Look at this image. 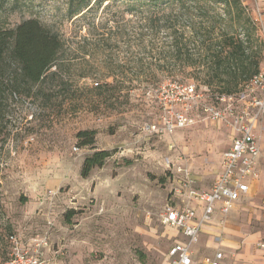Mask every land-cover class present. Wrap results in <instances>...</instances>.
Here are the masks:
<instances>
[{"label":"rangeland","instance_id":"374dc122","mask_svg":"<svg viewBox=\"0 0 264 264\" xmlns=\"http://www.w3.org/2000/svg\"><path fill=\"white\" fill-rule=\"evenodd\" d=\"M242 1L264 41L254 5ZM106 4L70 18L69 0H0V30L37 19L59 34L65 62L62 79L49 78L39 95L36 86L30 96L22 86L1 94L0 264L10 255L12 234L45 264H169L168 249L183 236L161 215L179 202L178 164L202 188L222 169L233 126L203 109L211 103L228 113L218 87L205 83L202 68L164 62L170 38L149 33L151 10ZM170 81L194 83L203 94L193 109L196 121L172 134L146 130L160 122L157 90ZM92 130L95 143L83 145L89 134H79ZM100 150L109 156L84 175L86 158ZM225 224L226 215L219 225ZM213 236L215 243L223 238ZM197 247L199 257L213 252Z\"/></svg>","mask_w":264,"mask_h":264},{"label":"trees","instance_id":"16d2710c","mask_svg":"<svg viewBox=\"0 0 264 264\" xmlns=\"http://www.w3.org/2000/svg\"><path fill=\"white\" fill-rule=\"evenodd\" d=\"M106 2L105 7L111 2L124 4L131 13L141 8L151 10L145 17L149 33L163 32L170 38L164 62L202 68L205 83L216 85L219 93L240 90L264 65V41L242 0H69L68 14L70 18L84 16ZM63 51L59 34L37 19L24 20L12 30H0V111L1 94L16 93L22 86L21 92L30 96L36 86L39 95L49 78L62 79ZM5 81L10 86L6 87ZM95 134L94 130L82 131L79 136L88 135L83 145H93ZM108 156L106 150L88 156L83 174L103 164Z\"/></svg>","mask_w":264,"mask_h":264},{"label":"built area","instance_id":"2783aa9c","mask_svg":"<svg viewBox=\"0 0 264 264\" xmlns=\"http://www.w3.org/2000/svg\"><path fill=\"white\" fill-rule=\"evenodd\" d=\"M237 96L243 106L235 112L233 106ZM157 97L160 122L146 124L145 129L172 134L176 129L194 124L193 109L203 94L194 83L170 81L158 88ZM217 99L227 105L228 113L211 103L204 104V112L214 120H230L234 133L232 142L223 153L222 171L209 188L197 186L192 172L178 164L181 177L174 188V198L179 202L174 199L161 215V222L177 230L184 240L174 242L168 249L169 264H194V245L199 242L205 225L213 220L217 207L223 214L230 212L242 193L248 191L249 179L259 175L261 147L255 129L264 116V65L238 92L219 93ZM9 240L10 255L2 264H45L39 253L25 248L17 235H10ZM198 264H227L225 253L217 249Z\"/></svg>","mask_w":264,"mask_h":264},{"label":"crops","instance_id":"0c3cea01","mask_svg":"<svg viewBox=\"0 0 264 264\" xmlns=\"http://www.w3.org/2000/svg\"><path fill=\"white\" fill-rule=\"evenodd\" d=\"M248 1L254 5L261 29L264 30V0ZM257 131L262 137L258 166L260 176L257 179H249L248 191L242 193L230 212L223 214L219 206L217 207L213 220L205 225L199 240V245L204 246L206 252L209 250H213V252L199 257L197 247L194 264H198L206 255L213 254L217 249L225 253L227 264H264V118L261 124L258 122L255 132L257 133ZM225 215L226 224L224 228H221L219 223ZM241 216L243 217L241 218ZM246 216L248 217L245 218ZM220 232H222L223 238L219 243H215L213 234ZM182 239L184 240L183 237ZM218 244L222 248H218Z\"/></svg>","mask_w":264,"mask_h":264}]
</instances>
